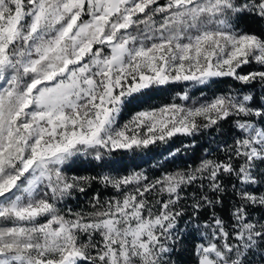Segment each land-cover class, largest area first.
<instances>
[{
	"label": "snow or ice",
	"instance_id": "snow-or-ice-1",
	"mask_svg": "<svg viewBox=\"0 0 264 264\" xmlns=\"http://www.w3.org/2000/svg\"><path fill=\"white\" fill-rule=\"evenodd\" d=\"M244 21L264 25V0H0V264H178L189 236L194 264H264V215L253 216L264 210V102L250 92L264 101V30ZM218 77L241 88L120 123L147 90ZM225 122L223 158L189 172L63 171L81 154L99 161ZM97 179L119 197L60 207Z\"/></svg>",
	"mask_w": 264,
	"mask_h": 264
},
{
	"label": "trees",
	"instance_id": "trees-1",
	"mask_svg": "<svg viewBox=\"0 0 264 264\" xmlns=\"http://www.w3.org/2000/svg\"><path fill=\"white\" fill-rule=\"evenodd\" d=\"M242 26L249 27L254 31L264 30V25L256 24L251 21L242 22ZM254 67V66H252ZM243 71H249V66H245ZM241 85L231 77L213 78L206 85L192 86L190 82L173 84L159 89L147 90L146 93L134 100L124 109L121 119L126 118L142 108L159 107L169 103H179L180 96L188 92L190 99L185 101L196 102L195 100L209 101L214 96L229 93ZM258 102L261 100L259 88L250 90ZM203 123V121H201ZM230 122L223 123L220 132L213 129H201L193 135H176L166 143H156L147 149L123 150L117 149L111 153H106L102 160H96L94 155H78L63 166L64 174L68 177H102L105 175L113 177H125L134 173H142L153 181L162 178L166 174L177 172H189L197 168L204 159H220L224 153L218 151L220 145L226 140L230 141ZM227 182V181H226ZM84 191L74 190L70 196L66 197L60 207L64 210L71 208L73 211L91 212L93 211L92 202L94 197H99L102 201L118 198L119 193L110 186H105L97 180L83 184ZM132 186H129L131 188ZM198 191V185L186 187L182 195L180 206L187 213L191 211L190 204L193 193ZM154 199L153 197H149ZM229 204L228 196H225V205ZM226 214V209H225ZM264 215V210L256 209L253 212L254 218ZM183 224V220L181 221ZM198 239L189 236L183 245L176 252L173 259L178 264H194L193 247L198 243Z\"/></svg>",
	"mask_w": 264,
	"mask_h": 264
},
{
	"label": "rangeland",
	"instance_id": "rangeland-1",
	"mask_svg": "<svg viewBox=\"0 0 264 264\" xmlns=\"http://www.w3.org/2000/svg\"><path fill=\"white\" fill-rule=\"evenodd\" d=\"M195 101H196V102L190 101V102H188V103H185V101H181V102H179V103H177V104H186V105H188V106H192L194 103H195V104H199V103H204V102H206L205 100H195ZM132 114H133V113H132ZM132 114L127 115L126 118L120 119V123H123V122H125L126 120H128V119L131 117Z\"/></svg>",
	"mask_w": 264,
	"mask_h": 264
}]
</instances>
